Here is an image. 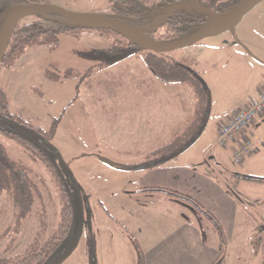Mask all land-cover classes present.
Returning a JSON list of instances; mask_svg holds the SVG:
<instances>
[{"label":"rangeland","instance_id":"1","mask_svg":"<svg viewBox=\"0 0 264 264\" xmlns=\"http://www.w3.org/2000/svg\"><path fill=\"white\" fill-rule=\"evenodd\" d=\"M34 2L87 16L109 14L105 12L108 0ZM33 21L34 16L27 15L18 26ZM218 27L209 35H213L212 38L197 45L157 55L169 61H182L199 76L206 89L163 85L143 63L146 51L104 66L100 56L92 52L107 51L113 45L127 47V41L116 35L87 30L78 31L73 37L59 36L54 48L31 47L9 70L0 67V89L6 95L8 110L13 116L45 132L49 131L54 119L60 120L51 144L70 173L67 183L73 185L82 199L84 222L76 247L61 264L100 263L97 254L92 258L87 256L85 241L88 235L94 240L100 236V254L104 260L114 249L119 264L130 263L132 243L122 230L108 234L103 228L90 229L85 223L92 212H100L99 201L114 216L118 212L123 214L129 207L134 211H152L153 208H139L119 198L122 187L137 188V180L145 171L109 174L106 170L111 169L110 166L100 159L112 162L140 159L141 163L131 166L134 167L166 158L167 151L162 148L169 142L176 146L181 144L184 133L194 123L200 126L208 104L205 131L188 150L170 161V165L189 166L190 161L200 160L203 163L200 170L214 179L226 181L231 185L229 191L234 188V201L237 199L242 203L238 208L236 229L231 237L225 238L227 264H264V182L245 180V177L264 180V120L256 119L252 128L262 145L239 164L234 162L230 146L222 148L215 144V132L223 118L235 112L245 101L253 99V87L264 82V69L247 59L249 53H253L264 60V37L259 38L260 43L253 52L243 46L226 55L219 53L206 76L201 77L203 68L198 66V45L209 43L219 35L232 37L228 29L220 31ZM142 35L150 38L147 33ZM163 35L164 29L156 33L159 39ZM136 93L142 109L137 105ZM168 109L172 119L170 124L163 120ZM146 115L156 117L157 121L147 123L149 118ZM151 128L155 132L163 129L165 137L148 141L149 147L130 149L131 138L140 135L142 130L149 132ZM0 142L10 158L26 168L35 188L33 208L23 222L17 219L11 194L3 192L0 195V259L9 261V264H21L56 233L61 221L62 197L55 179L39 163L32 161L21 147L2 137ZM257 225L262 228L261 232Z\"/></svg>","mask_w":264,"mask_h":264},{"label":"trees","instance_id":"2","mask_svg":"<svg viewBox=\"0 0 264 264\" xmlns=\"http://www.w3.org/2000/svg\"><path fill=\"white\" fill-rule=\"evenodd\" d=\"M245 1L247 0H176L178 4H190L191 6L176 9L169 17L165 18L164 6L162 5L165 0H108V8L105 12H109V14L104 17L128 25L143 33H147L154 27L159 28V30L164 29L165 35L160 40L174 42L193 36L196 29L206 21L207 12L213 14L226 13L239 7ZM30 3L28 0H0V31L6 17L5 12L8 9L20 5H29ZM83 30L87 29L79 25L70 24L56 16H34L32 23L17 26L15 29L0 67L9 70L31 47L50 46L54 48L59 42V36L73 37L78 31ZM95 32L116 35L103 30ZM139 52H141L140 49L134 44L127 42V47L113 45L107 51H93L92 54L99 55L102 62L104 61L103 65L107 66L108 64L135 56ZM143 63L151 75L164 85H187L194 89L198 87L206 89L199 76L181 62L169 61L148 52L144 57ZM48 78L54 79L51 76H48ZM200 107L202 108V106ZM8 109L6 95L0 89V137L16 143L28 154L32 161L39 163L55 179L62 197L61 221L56 233L38 252L33 253L21 262V264H50L67 249L70 243L75 223L74 197H78L81 211L82 199L73 185L67 183V178L61 167L62 161L51 144L60 120L54 119L49 131L45 132L32 126L29 122L13 116ZM200 126L194 123L184 133L185 139L181 144L176 146L175 143H171L164 146L162 150L167 151L165 155L168 157L184 147L194 138ZM113 167L124 171L129 168V166L118 164ZM245 180L264 182L262 179L250 177H245ZM34 189L26 168L13 161L4 145L0 142V195L3 192L11 194L13 206L17 211V219L20 222H23L31 213L34 205ZM141 192L164 194L189 204L212 223L218 235L221 248H225L226 242L221 228L195 201L181 194L163 189H147ZM235 203L239 206L242 202L236 199ZM91 216L92 214L88 216V221L85 225L89 226ZM82 224H84L83 220H81V226ZM257 230L259 232L262 231L260 225H257ZM86 246L88 258L94 257L96 254V243L93 237L87 236ZM136 248L138 249L137 246ZM223 259L224 252L221 251L219 262ZM0 264H9V261L0 259ZM138 264H142L140 253H138Z\"/></svg>","mask_w":264,"mask_h":264},{"label":"crops","instance_id":"3","mask_svg":"<svg viewBox=\"0 0 264 264\" xmlns=\"http://www.w3.org/2000/svg\"><path fill=\"white\" fill-rule=\"evenodd\" d=\"M262 2L247 12L241 20L230 25L229 28L218 27L220 31L228 29L233 38L227 35H219L215 36L214 40L209 43L198 45V66L203 68L201 77L206 76L207 69L213 65L219 53L226 55L231 50L243 46L249 47L251 52L257 48L256 46L260 43L259 38L264 37V3L261 5ZM212 37L213 35L208 36L206 39ZM247 59L254 65H257V62V66L264 69V60L254 56L253 53H249ZM180 62L182 63V61ZM158 86L161 87L159 83ZM165 86L182 87L183 85ZM263 86L264 82L253 87V99L257 97L259 89ZM135 96L137 105L142 109V102L139 101L137 93ZM253 99L245 101L241 107ZM233 113L225 116L221 124H224ZM146 117L149 118L147 123L157 121L156 117L150 115H146ZM164 119L166 124H170L172 121L169 109L166 118L163 116ZM163 120L162 122H165ZM257 120L263 121L264 113ZM138 122L139 120L136 119V123ZM255 123L256 121L253 125ZM253 125L248 130L247 136L253 137L259 143L256 152L262 144L252 132ZM217 129L215 137L217 136ZM164 137L163 129L158 132H155L152 128L149 132L142 130L140 135L131 138L130 149L149 147L150 142ZM166 137L170 138V136ZM230 148L233 152L235 147L230 145ZM126 153L127 151L124 155ZM134 156L138 155L134 154ZM106 157L112 159L109 156ZM139 160L117 159L113 161L118 165L131 167L132 165H139L141 163ZM188 164L189 166L185 164L183 166L170 165L169 161L147 171L144 170L143 175L137 180V188L129 189L124 186L119 190V198L123 201L138 205L139 208H153L152 211H134V208L129 207L128 211H124L123 214L118 212L114 216L99 201L101 206L98 211L100 212H92L89 228L94 227L96 230L98 227L101 230L103 228L104 232L108 234H113V232L117 234V230H122L121 232L131 241L133 248L128 247L131 250V259L128 264H138V253L142 256V264H227L228 244L225 238L233 235L238 220L239 206L234 201L236 191L234 188L229 191L231 185L223 179H214L211 175L200 170L203 167L200 160L190 161ZM110 168L106 170L109 174L124 172L122 169L111 166ZM218 177L221 176L218 174ZM147 189H163L181 194L195 201L221 228L226 242L225 250L220 246L214 226L204 215L189 204L167 195L141 192ZM100 239V236L95 239L96 254L101 260L99 264H119L114 249L111 250L110 256L104 260L100 254ZM221 251L224 252V259L219 262Z\"/></svg>","mask_w":264,"mask_h":264},{"label":"water","instance_id":"4","mask_svg":"<svg viewBox=\"0 0 264 264\" xmlns=\"http://www.w3.org/2000/svg\"><path fill=\"white\" fill-rule=\"evenodd\" d=\"M173 1L174 0H165L166 4H168V6L166 5L165 7L166 13L169 12L168 10L183 9L191 6L190 4H172ZM262 1L263 0H247L239 7L226 13L213 14L207 12L206 21H204L201 24V26L198 28V30L193 36L184 39L183 41L167 43V44L156 43L148 39L147 37L143 36L140 31H137L136 29H133L128 25L110 20L105 17L87 16L84 14L71 13L59 7L53 5H47V4H29V5L15 6L8 9L5 12L6 17L0 31V65L9 46L13 32L19 25L21 19L27 15H32V16L51 15V16L59 17L70 24L82 26L83 28L89 31H98V30L109 31L124 38L126 41L130 42L131 44H134L141 51H146L154 54H164V53L177 51L180 49H185L200 43L201 41L206 39L209 35H211L219 25L230 26L234 24L238 19H240L242 16H244L247 12H249L252 8L257 6ZM208 112H209V104L207 106L204 119L197 134L184 147L180 148L179 150H177L176 152H174L173 154L162 160L147 165L129 167L125 171L148 170L150 168H154L156 166L165 164L179 157L182 153L188 150L196 142V140L200 137V135L204 131L207 124ZM100 162H102L103 164H107L111 167L116 165V163L104 158H101ZM61 167L65 174V177L68 179L70 177L69 171L67 170V168L64 166L63 163H61ZM74 212H75V223H74V229L70 243L67 249L61 255L56 257L50 264H61L72 253V251L76 247L81 232V220H82V211L80 208L78 197H74Z\"/></svg>","mask_w":264,"mask_h":264},{"label":"built area","instance_id":"5","mask_svg":"<svg viewBox=\"0 0 264 264\" xmlns=\"http://www.w3.org/2000/svg\"><path fill=\"white\" fill-rule=\"evenodd\" d=\"M30 4H41L28 0ZM264 113V86L257 93V97L248 104L238 108L224 123L217 129L216 145L225 148L233 145L232 153L235 163H241L246 155H251L259 145H254L256 139L247 136L248 130L256 119Z\"/></svg>","mask_w":264,"mask_h":264},{"label":"flooded vegetation","instance_id":"6","mask_svg":"<svg viewBox=\"0 0 264 264\" xmlns=\"http://www.w3.org/2000/svg\"><path fill=\"white\" fill-rule=\"evenodd\" d=\"M172 4H178V2H176V0H174L173 1V3ZM163 6H164V9H163V12H164V17L165 18H167V17H169V15L170 14H172L175 10H168L167 8V10L169 11V12H165V7H166V5L168 6V4H166V2H164L163 4H162ZM198 30V28L196 29V31ZM196 31H195V33H196ZM157 32H159V28H157V27H154V28H152V29H150L148 32H147V34L150 36V38H148V39H150V40H152V41H154V42H156V43H160V44H167V43H173V42H164V41H161L158 37H156V33ZM142 34H143V32H141ZM194 33V34H195ZM193 34V35H194ZM120 37V36H119ZM122 38V37H121ZM189 38V37H188ZM124 39V38H123ZM187 39V38H186ZM125 40V39H124ZM184 40V39H183ZM183 40H178V41H174V42H179V41H183ZM128 42V41H127ZM130 43V42H129ZM197 45V44H196ZM154 54V53H153ZM155 55H158V54H155ZM1 66V65H0Z\"/></svg>","mask_w":264,"mask_h":264}]
</instances>
